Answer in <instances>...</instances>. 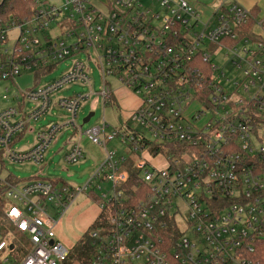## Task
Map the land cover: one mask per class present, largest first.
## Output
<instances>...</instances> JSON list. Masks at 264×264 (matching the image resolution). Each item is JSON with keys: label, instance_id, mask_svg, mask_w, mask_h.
Masks as SVG:
<instances>
[{"label": "built area", "instance_id": "obj_1", "mask_svg": "<svg viewBox=\"0 0 264 264\" xmlns=\"http://www.w3.org/2000/svg\"><path fill=\"white\" fill-rule=\"evenodd\" d=\"M63 1L57 9L35 0L30 18L0 24V80L51 72L71 60L57 82L18 91L17 100L36 104L32 112L0 110V148L9 162L40 164L57 132L72 127L77 140L63 161L83 159V137L103 149V161L77 187L0 178L4 214L29 244L15 258L10 240H0V264H67L73 247H64L55 230L71 202L88 191L100 226L89 233L93 250L86 264H260L255 245L264 234V171L258 170L264 164V19L234 0H224L207 17L191 0H105V11L93 0ZM63 11L69 14L59 19ZM11 32L16 37L9 47ZM219 50L226 51L238 78L231 89L212 63ZM80 52L87 60L92 56L99 70L95 96L103 106L113 94L112 78L139 98L127 118L135 128L107 135L102 119L82 131L75 119L84 98L74 97L56 104L70 120L43 128L30 149L14 151L18 136L31 131L29 123L50 109L57 89L79 83L93 95L90 69L73 59ZM138 128L150 140H139ZM116 137L134 154L131 169L144 184L132 196L127 155L106 149ZM152 144L179 147L173 155L149 153L163 164L156 169L143 157ZM104 182L110 184L107 191Z\"/></svg>", "mask_w": 264, "mask_h": 264}, {"label": "rangeland", "instance_id": "obj_2", "mask_svg": "<svg viewBox=\"0 0 264 264\" xmlns=\"http://www.w3.org/2000/svg\"><path fill=\"white\" fill-rule=\"evenodd\" d=\"M202 1L205 4L201 10L203 15L206 17L213 11L218 10L220 5L224 2V0ZM234 1L236 2V0ZM46 2L50 6L57 9L61 8L64 3L63 0H46ZM103 2H105V0H93V4L99 10L105 11ZM191 4H199V6L202 5L200 0H191ZM239 6L247 11L255 13L257 20L264 19V0H259L249 8H245L241 5ZM68 14V11H63L59 16V19L65 18L68 16ZM15 37V32H11L9 34V40L11 41L8 44L9 47L12 46V40ZM209 48L212 50L214 45L209 44ZM225 54V50H219L214 54L212 53L211 59L213 65L218 68L219 72L224 73L223 81L228 80L229 83L226 84V87L231 89L233 81L237 80L238 78L234 77V75L231 73L232 69L228 64L229 60ZM73 59L76 61L79 60L85 62L86 66H88L90 69L89 78L93 95L89 96L88 87L79 83L67 84L57 89L50 95V109L37 120L31 121L29 123L27 130L31 131H25L22 137L16 143H14V151L23 152L30 149L34 143L36 134L43 128L50 127L55 124L60 125L64 123L65 120H70L68 114H66L64 110L56 107V104L59 100H68L74 97L84 98L82 101H80V109L77 113V118L75 119L76 126L79 128L81 127L82 131H86L88 128L100 124L102 119L107 124V128L105 130L107 135L111 134L113 130L121 129L123 131L127 130L128 128L129 130H133L135 128V125L132 121H127L128 114L126 115V113L130 111L126 106L133 105L134 101L131 99L125 105V101L131 98L134 94L129 90H126V92L124 90H120V85L115 79L112 78V80L108 81L111 83L112 93L115 92L113 93V103L107 104L104 107L102 101H98L95 96V94L99 92L102 82L99 70L94 62L93 57L91 56L90 59L87 60L86 55L80 52L75 54ZM70 65V59L60 62L48 75L41 76L36 79L33 72L24 73L16 78L18 87L11 82L0 80V110L14 107L17 110H22L25 113L32 112L36 108V104L25 98L22 100L21 97L19 101H17L16 97H19L18 91L24 93L27 90H39L46 86H50L67 74ZM122 91H124L123 95L122 93H119ZM4 96L7 97L8 101L2 100V97ZM135 97L139 99L137 96ZM90 113H93V116L90 118L89 122L82 124L83 120ZM64 117L67 118L64 119ZM137 132L139 140L142 137L150 140V136L143 129L138 128ZM76 133V130H74L72 127H64L58 131L52 144L45 151L44 160L40 164L29 162H9L3 158L0 148V178L5 179L6 176H11L21 183H26L34 180L37 177L46 181L62 180L72 187L83 186L89 179L91 173L103 161V149L92 144L86 137H83L80 142V147L83 150V159H81L76 164H66L63 161V157L67 151L69 143L72 140H77ZM128 148L129 146H124L121 144L117 137L106 144V149L108 151H115L117 155H124L125 157L128 155ZM143 157L147 158L146 151L143 152ZM150 163L156 169L163 167L162 162L158 160H150ZM102 185V190L107 191L110 189L109 183L104 182ZM89 192L90 191H88L87 194L83 193L77 196L61 217V230L58 231L57 237L61 244L68 249L74 247V245H76L77 242L82 239L87 228V225L85 226V220L88 217L96 218L99 214L98 208L87 196ZM94 194H99V191ZM183 212L182 215L185 217ZM262 224L264 228V220Z\"/></svg>", "mask_w": 264, "mask_h": 264}, {"label": "trees", "instance_id": "obj_3", "mask_svg": "<svg viewBox=\"0 0 264 264\" xmlns=\"http://www.w3.org/2000/svg\"><path fill=\"white\" fill-rule=\"evenodd\" d=\"M34 8L35 0H0V24L10 23L11 21L22 22L24 20H27L28 18H30ZM112 102L113 98L110 97L105 106L107 104H111ZM178 147V144H152L150 149L147 148V152L149 150V153L152 156H156L160 153L163 155H173L175 153V148ZM132 157H134V154L129 151L127 155L128 162L126 167L130 170L127 188L131 196L140 191V189H142L144 185L139 176L137 177L136 173L131 169V166L133 164ZM258 170L259 172L264 171L263 163L259 162ZM6 180L8 182H13L8 178H6ZM50 182H52L53 184H57L58 182H62V180ZM6 201L7 200L4 194L3 187H0V238H9L13 247L11 249V254L15 258H20L27 253L29 244L27 238L20 234L15 226L5 216L4 205ZM99 223L100 222H98V219H96L83 234L82 239L77 242L76 245H74L73 250L69 256L70 261L67 262V264H73L76 261L80 262L81 264H86V261L90 260L93 247L91 246L89 233L91 230L98 228V226H100ZM102 225L105 226V221H103ZM255 246L257 250V258L259 259L260 264H264V234Z\"/></svg>", "mask_w": 264, "mask_h": 264}, {"label": "crops", "instance_id": "obj_4", "mask_svg": "<svg viewBox=\"0 0 264 264\" xmlns=\"http://www.w3.org/2000/svg\"><path fill=\"white\" fill-rule=\"evenodd\" d=\"M259 0H236V2L239 4V5H241V6H243V7H245V8H249V7H251L253 4H255L256 2H258ZM200 2L202 3V5H201V7L203 8L204 7V2L202 1V0H200ZM29 72H33L34 73V77H35V79L36 78H38V77H41V76H45V75H48L50 72H42V71H40V70H34V71H29ZM24 73H28V72H23L22 74H24ZM21 74V75H22ZM19 77V76H18ZM17 78V77H16ZM14 79V80H11V81H8V82H11V83H13L14 85H18L17 84V79ZM1 81H3V80H1ZM18 87V86H17ZM16 87V88H17ZM120 90H124L125 92H126V88H123L121 85H120ZM124 91H122V92H119V93H122V95L124 94ZM113 93H115V92H113ZM118 93V94H119ZM113 95L114 94H112V98H113ZM136 96V95H135ZM134 95L131 97V98H129V99H127L126 101H125V105L132 99L133 101H134V104L133 105H130V106H126L127 108H129V110L130 111H128L127 113H126V115L128 114V116H127V118L130 116V114L131 113H133L134 111H135V109L138 107V105H139V99H137L136 97H135ZM3 100V99H2ZM17 100V99H16ZM5 101V100H4ZM8 101V100H7ZM17 101H19V100H17ZM113 103V102H112ZM105 107V106H104ZM12 108H14V107H12ZM124 114H125V112H124ZM22 137V134H20L19 136H18V139L16 140V141H18L20 138ZM15 141V142H16ZM14 144V143H13ZM34 144V143H33ZM14 145H12V147H13ZM146 156H147V158H145L147 161H148V159L149 160H155V159H153V158H149L148 157V152H146ZM134 160H135V158L134 157H132V161L134 162ZM128 162V161H127ZM132 162V163H133ZM0 164H1V162H0ZM6 178H8V179H11V181H14V182H17L18 184H24V183H21L20 181H18V180H16V179H14L13 177H11V176H6ZM6 178H5V180H6ZM42 180V178H35L34 180ZM44 180V179H43ZM33 181V180H32ZM54 181H58V180H54ZM59 181H61V180H59ZM30 182V181H29ZM27 183V182H26ZM63 183H65V182H58L57 183V185H60V184H63ZM98 216V215H97ZM97 218V217H96ZM96 218L95 217H88L86 220H85V226L87 225V228H86V230H85V232L87 231V229L91 226V224L96 220ZM60 225H61V221L59 222V224H58V226L56 227V230H55V232H56V236H58L57 234H58V231L59 230H61L60 229ZM84 232V233H85ZM58 238V237H57ZM3 239H9V238H3ZM2 238H0V240H3ZM28 240V239H27ZM59 240V239H58Z\"/></svg>", "mask_w": 264, "mask_h": 264}, {"label": "water", "instance_id": "obj_5", "mask_svg": "<svg viewBox=\"0 0 264 264\" xmlns=\"http://www.w3.org/2000/svg\"><path fill=\"white\" fill-rule=\"evenodd\" d=\"M93 116V113H90L82 122V124H85L87 122H89L90 118Z\"/></svg>", "mask_w": 264, "mask_h": 264}]
</instances>
